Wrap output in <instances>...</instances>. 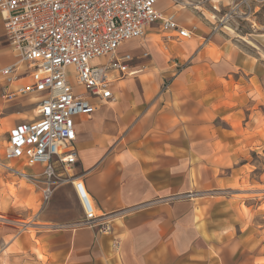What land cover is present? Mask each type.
<instances>
[{
  "label": "crops",
  "instance_id": "obj_1",
  "mask_svg": "<svg viewBox=\"0 0 264 264\" xmlns=\"http://www.w3.org/2000/svg\"><path fill=\"white\" fill-rule=\"evenodd\" d=\"M151 29L130 41L141 49L126 50L138 57V72L116 83V100L77 118L75 177L40 213L11 193L20 177L5 173L0 157V264H264V163L253 157L264 138L263 68L247 67L239 53L230 60L232 49L214 35L221 62L209 43L175 44L189 63L172 77L161 63L164 32ZM155 60L159 72L147 65ZM15 61L0 11V64ZM13 124L0 122L6 139ZM78 181L97 209L90 223Z\"/></svg>",
  "mask_w": 264,
  "mask_h": 264
},
{
  "label": "built area",
  "instance_id": "obj_2",
  "mask_svg": "<svg viewBox=\"0 0 264 264\" xmlns=\"http://www.w3.org/2000/svg\"><path fill=\"white\" fill-rule=\"evenodd\" d=\"M158 2L0 0L6 38L16 56L15 62L0 64L4 96L39 97L36 116L10 127L4 152L8 162L1 165L36 183L43 205L61 182L75 177L69 170L78 160L77 118L90 117L100 102L116 100V83L138 72L133 69L138 57L122 48L144 39L157 22L165 42L195 33L196 25L184 27L173 15L164 16ZM150 55L146 50L140 58ZM74 184L85 211L83 222L95 221L97 209L85 185Z\"/></svg>",
  "mask_w": 264,
  "mask_h": 264
},
{
  "label": "rangeland",
  "instance_id": "obj_3",
  "mask_svg": "<svg viewBox=\"0 0 264 264\" xmlns=\"http://www.w3.org/2000/svg\"><path fill=\"white\" fill-rule=\"evenodd\" d=\"M162 1L164 9L165 6L168 7L169 3L172 4V10L170 12H163L164 15H173L184 27L192 28L194 25L197 26L195 33L192 34L190 39L174 36L173 40L165 43L164 40L159 43V48L165 51L160 53L164 59L161 63L167 66V70L172 72V77H175L177 73L189 63L188 61L185 63H183V61L180 62L179 58L186 48L180 50L174 49L173 46L175 44H187L190 40L193 46H197L198 44L204 46L209 43V48L213 51L215 61L221 62L222 56L226 53L220 49V46L214 44L212 36L215 35L222 36L228 49H232V52L229 54L230 60L232 56L239 53L244 58L247 67L254 63L261 66L263 68V76L261 79L264 80V0H160L159 6ZM213 14L215 17H213ZM153 26L155 27L153 28L154 32L161 33V29L158 28V22ZM156 33L151 32L149 35H154ZM173 34H175V32H173ZM136 44L137 43L130 42L126 44L122 50L126 51L130 49L138 53L141 49ZM148 44L152 45L151 43ZM165 45L168 46V51ZM154 56L155 53L152 55V59H154ZM147 65L153 67L156 72H159L160 61L155 60ZM0 80V122L5 119L15 123L35 117L37 114L36 109L39 105V97L37 95H19L15 98H7L4 96L2 89V85L6 83V81L3 79ZM169 80L167 81L168 83L170 82ZM261 140L259 154L254 153L253 157L255 160L264 163V138ZM0 144H3L0 150V157H3L6 136L4 133H1V128ZM25 169L31 170L36 169V167H25ZM4 172L8 173L5 169ZM71 173L72 172H70V174ZM8 186L17 200L22 199L26 204H30L36 213H40L46 206L41 202L40 189L36 183L34 184L20 177L17 181L9 183ZM244 186L247 187L249 185ZM258 188L259 194H257V196H259V202L264 208V185H258ZM32 198L33 200L31 202L30 199ZM245 210L247 212V209ZM33 219H35V217H30L27 221H32ZM259 219H263L262 214ZM20 229L23 230L24 226L21 225ZM36 230L37 229L32 226L27 228V231L30 232L33 238L36 237ZM261 241V244H263V246H261V254L264 255V236L261 238Z\"/></svg>",
  "mask_w": 264,
  "mask_h": 264
},
{
  "label": "bare ground",
  "instance_id": "obj_4",
  "mask_svg": "<svg viewBox=\"0 0 264 264\" xmlns=\"http://www.w3.org/2000/svg\"><path fill=\"white\" fill-rule=\"evenodd\" d=\"M185 4V3H184ZM216 8H218L217 6H215ZM164 16H166V15H164ZM161 29V28H160ZM151 30H153V29H151ZM148 35V34H147ZM164 35H166V33L164 32ZM154 36L155 37H157V38H160L157 34H154ZM146 38V37H145ZM38 112V108H37V110H36V113ZM72 179V178H71Z\"/></svg>",
  "mask_w": 264,
  "mask_h": 264
}]
</instances>
